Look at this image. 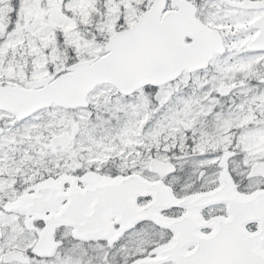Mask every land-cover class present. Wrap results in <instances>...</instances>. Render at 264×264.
<instances>
[{
	"label": "snow or ice",
	"instance_id": "snow-or-ice-1",
	"mask_svg": "<svg viewBox=\"0 0 264 264\" xmlns=\"http://www.w3.org/2000/svg\"><path fill=\"white\" fill-rule=\"evenodd\" d=\"M0 264H264V0H0Z\"/></svg>",
	"mask_w": 264,
	"mask_h": 264
}]
</instances>
